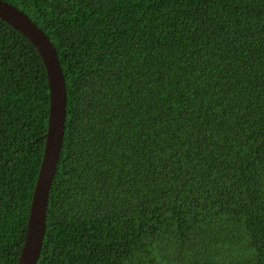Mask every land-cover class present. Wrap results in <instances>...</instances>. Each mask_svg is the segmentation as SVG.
Instances as JSON below:
<instances>
[{
    "label": "trees",
    "instance_id": "16d2710c",
    "mask_svg": "<svg viewBox=\"0 0 264 264\" xmlns=\"http://www.w3.org/2000/svg\"><path fill=\"white\" fill-rule=\"evenodd\" d=\"M54 45L64 142L38 264H264V0H3ZM50 94L0 18V264H18Z\"/></svg>",
    "mask_w": 264,
    "mask_h": 264
},
{
    "label": "water",
    "instance_id": "95a60500",
    "mask_svg": "<svg viewBox=\"0 0 264 264\" xmlns=\"http://www.w3.org/2000/svg\"><path fill=\"white\" fill-rule=\"evenodd\" d=\"M0 18L21 31L42 57L49 85L50 109L42 164L31 203L27 236L18 264H38L47 227V210L64 142L67 89L58 53L46 33L20 9L0 0Z\"/></svg>",
    "mask_w": 264,
    "mask_h": 264
}]
</instances>
